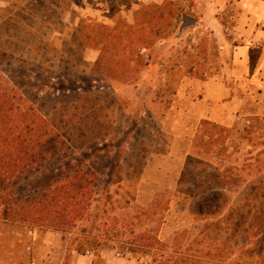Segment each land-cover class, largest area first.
<instances>
[{"label":"rangeland","instance_id":"1","mask_svg":"<svg viewBox=\"0 0 264 264\" xmlns=\"http://www.w3.org/2000/svg\"><path fill=\"white\" fill-rule=\"evenodd\" d=\"M242 1L0 0L4 82L70 140L16 197L61 166L99 190L69 232L0 217V264H264V34L241 37ZM210 78L243 100L228 123L203 118Z\"/></svg>","mask_w":264,"mask_h":264},{"label":"trees","instance_id":"2","mask_svg":"<svg viewBox=\"0 0 264 264\" xmlns=\"http://www.w3.org/2000/svg\"><path fill=\"white\" fill-rule=\"evenodd\" d=\"M3 75L0 71V217L33 228L69 232L89 218L99 194L96 173L90 167L64 171L61 166L46 189H36L24 199L16 197L14 188L22 175L47 166L70 140L61 126L32 104L18 100Z\"/></svg>","mask_w":264,"mask_h":264},{"label":"crops","instance_id":"3","mask_svg":"<svg viewBox=\"0 0 264 264\" xmlns=\"http://www.w3.org/2000/svg\"><path fill=\"white\" fill-rule=\"evenodd\" d=\"M242 12L239 16V28L241 27V37L246 40L260 38L264 34V29L261 23H264V0H243L241 2ZM235 51V75L249 76L253 74L250 62L249 47L239 46ZM254 76V75H253ZM203 99L211 108L207 109L203 118L223 120V123H228L232 110L240 107L243 103L237 95H233L231 88L218 78H210L203 82ZM53 234V233H52ZM51 235V234H50ZM31 250V246H29ZM85 257V256H84ZM106 264H136V262L128 257H120L119 254H107L105 256ZM93 260H83L77 264H93ZM29 264H32L30 261Z\"/></svg>","mask_w":264,"mask_h":264},{"label":"water","instance_id":"4","mask_svg":"<svg viewBox=\"0 0 264 264\" xmlns=\"http://www.w3.org/2000/svg\"><path fill=\"white\" fill-rule=\"evenodd\" d=\"M183 18H184L185 25H192L197 22V19L192 18L191 16H186Z\"/></svg>","mask_w":264,"mask_h":264}]
</instances>
